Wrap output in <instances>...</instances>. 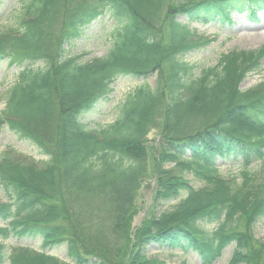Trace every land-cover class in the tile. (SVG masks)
Wrapping results in <instances>:
<instances>
[{"label": "trees", "instance_id": "obj_1", "mask_svg": "<svg viewBox=\"0 0 264 264\" xmlns=\"http://www.w3.org/2000/svg\"><path fill=\"white\" fill-rule=\"evenodd\" d=\"M7 9L8 0H0V18ZM262 10L264 0H22L16 25L0 32V63L21 67L7 90L0 132L7 129L47 159L38 166L10 151L0 158V264H139L130 229L154 129L158 194L176 203L153 229L139 230L136 251L153 264L146 243L154 241L213 264L235 244V259L245 261L252 246L235 228L259 188L249 167L264 161V84L246 91L241 84L260 70L264 46L228 51L198 77L184 54L207 42L195 39L191 24L230 23L233 13L255 18ZM107 17L114 20L107 53L72 55L73 42ZM156 73V86L145 81L129 93L114 122L87 126L86 116L111 99L116 80ZM167 158L205 186L194 189L163 170ZM219 160L240 165V183L218 173ZM48 183L55 193L46 197L39 191ZM10 238L39 239V249L7 246ZM61 246L66 258L51 252Z\"/></svg>", "mask_w": 264, "mask_h": 264}, {"label": "rangeland", "instance_id": "obj_2", "mask_svg": "<svg viewBox=\"0 0 264 264\" xmlns=\"http://www.w3.org/2000/svg\"><path fill=\"white\" fill-rule=\"evenodd\" d=\"M22 0H8V9L6 14L0 18V32L6 31L12 26H15L16 16L19 14ZM171 11V9H169ZM186 21L185 17H181ZM114 24L113 19L108 17L103 20H97L91 26H89L84 36L79 37L73 42L72 55L84 54V59H92L94 57L104 56L110 46L109 32ZM190 29L195 31V39L207 40L206 43L201 46L195 47L189 51H185L184 60L193 66V76L198 77L204 69L213 67L219 63L221 56L231 50H257L264 46V11L258 13L255 18L247 16L246 13H233L231 24L225 20H214L210 23L199 24L193 23ZM51 43L52 48L56 44L55 38ZM68 46V47H67ZM66 48H69L67 45ZM260 70L249 74V76L242 82L241 90L246 91L259 83L264 84V54L260 60ZM42 65L37 63L36 66ZM21 67L17 65L9 66V61L4 60L0 63V112L6 106V94L7 90L13 85L20 72ZM159 79V74L150 76L148 80L136 79L132 77H123L116 80L113 84L114 91L111 94V99L106 102H102L92 113L86 116L85 123L89 128H96L99 125H105L112 123L116 120L120 112V106L127 98L128 94L133 92L136 88L141 86L147 81L151 86H156ZM239 118L235 116V119ZM160 132L156 129L152 130L148 136L146 142V150L148 152V164L150 165L148 174L145 180L142 182L141 189L139 191L137 200V214L135 215L130 229L132 245H135V249H131L132 253H135L134 260L139 264H148L143 260V256L140 250L136 251V240L141 237L139 230L147 226H151L152 229L156 225V220L162 214L161 212L176 203L175 200H171L165 204L162 196L158 194V181H157V164L160 156ZM10 151L11 155L18 159H23L24 162H33L38 166L43 165V162L47 159L46 155L42 154L33 145L18 140L14 134H11L7 129L0 132V158ZM160 160V159H159ZM161 168L163 170L172 169L173 172L184 176V178L190 183L192 188L200 189L205 186V182L196 178L187 167L180 166L178 163H173L170 159H166L161 162ZM218 173L227 179H233L235 183L241 182V167L238 164H229L224 160H219L217 164ZM249 170L256 174L255 190L256 200L252 204L251 208L242 213V217L235 229L237 232H243L248 238V242L251 243L252 251L247 252V258L245 261L241 260V257H236L235 250L237 247L235 244L228 245L222 256L213 264H249L247 259L250 257L252 264H264V161H257L251 163ZM50 183L46 184L41 191L42 195L46 197L54 194V187L49 188ZM257 186V187H256ZM184 194L183 196H185ZM0 201H5V195L0 192ZM55 205L59 206L58 203ZM156 213V214H155ZM155 220V223H154ZM5 223L0 221V227ZM206 230H212L216 227V224H205ZM2 241L0 237V242ZM7 246L12 245H29L39 249V239H26L16 240L14 238L7 239L5 241ZM148 247L146 254L149 258L153 259V264H202L201 258L198 253L190 250L183 252L181 250H171L166 244L161 245L157 242H147ZM58 254L62 258H66V248L61 246L58 249L51 251ZM131 253V254H132ZM144 255V254H143Z\"/></svg>", "mask_w": 264, "mask_h": 264}]
</instances>
